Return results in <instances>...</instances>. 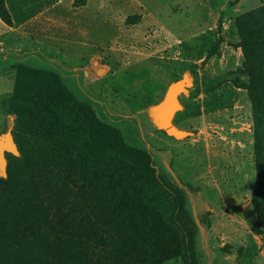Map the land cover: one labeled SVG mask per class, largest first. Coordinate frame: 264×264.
Segmentation results:
<instances>
[{
	"label": "rangeland",
	"instance_id": "obj_1",
	"mask_svg": "<svg viewBox=\"0 0 264 264\" xmlns=\"http://www.w3.org/2000/svg\"><path fill=\"white\" fill-rule=\"evenodd\" d=\"M101 3L106 8L99 11L92 6L91 17L79 19L70 10L63 20L70 33L78 26L80 30L89 31L87 42L98 46L96 51L103 58L102 64L108 65L111 71L105 78V72L98 74L103 78L99 81L86 78L82 72L75 73L79 79L76 75L68 77L67 73L61 79L79 101L94 108L100 120L117 128L129 145L147 150L160 174L185 182L186 176L180 174L176 166L179 163L191 178L187 182L192 186L199 185L196 176L205 174L206 160L201 154L195 155L196 151L177 142H172L174 149L166 147L168 138L155 132L147 108L170 81L188 74L192 80V74L197 71L198 65L175 62L174 57H179L177 51L183 60H203L219 35L223 42L218 58L222 61L212 66V72L220 74L232 70L229 73L231 84L236 86L235 81H238L249 88L248 77L238 73L240 65L247 60L245 67L253 69L252 79L262 77V84L256 86V95L251 100L248 91L247 96L238 92L233 104L216 114L221 116L206 112L199 118L189 105L176 115L172 124L175 121L179 127L193 130L199 119L202 126L208 122L221 126L239 122L251 130L253 138L261 135L264 139V116L258 113H264V0H101ZM110 8H117L118 14L115 16L113 11L109 14ZM245 12L249 14L243 16ZM248 37L254 47L249 45ZM69 39L82 41L77 33L69 35ZM128 44L136 46L134 51L115 52ZM65 45L77 57L83 53L79 45ZM162 46H166V53H157ZM154 54H157L155 58H149ZM5 64L0 56V73ZM49 66L39 68L56 72ZM95 66L98 68L97 64ZM4 79H0V95L13 90L14 81ZM219 80L220 77L209 85ZM185 81L191 82L188 77ZM183 85L184 82L179 84L181 88ZM216 95L207 94L209 104L215 103ZM227 96L220 101L223 105L232 98L230 91ZM182 101L185 103L184 99ZM5 106L0 99V129L6 119ZM244 153L248 162L237 152L231 157V172L236 173L235 169L240 168L247 179L239 174L235 180H245L247 189L252 183L254 190L255 168L252 175L249 164L251 161L255 166L253 145H248ZM241 161L245 164L241 165ZM0 175L4 177L1 169ZM35 177L39 196L0 191V264H139L124 255L119 248L125 242L119 225L109 218L72 171L38 168ZM246 194L242 203L249 198V192ZM51 199L58 200L64 214L63 223L56 227L48 212ZM33 225L36 228L31 233ZM71 255L73 260L69 258Z\"/></svg>",
	"mask_w": 264,
	"mask_h": 264
},
{
	"label": "trees",
	"instance_id": "obj_2",
	"mask_svg": "<svg viewBox=\"0 0 264 264\" xmlns=\"http://www.w3.org/2000/svg\"><path fill=\"white\" fill-rule=\"evenodd\" d=\"M0 19L7 26L13 25L5 0H0ZM248 39L254 47L251 37ZM222 42L219 35L199 68L218 54ZM246 62L238 73L248 77L250 87L235 83L248 91L251 100L262 77L252 79L253 69H247ZM14 69L12 92L0 96L6 105L0 135L12 134L19 156L5 154L7 178H0V191L39 196L36 169L72 171L119 225L125 241L119 248L124 255L139 264H200L199 226L183 185L160 174L147 150L129 145L117 128L100 120L94 108L79 101L57 72L23 63ZM263 142L261 135L254 136L251 204L257 214L252 228L257 232L264 230ZM49 211L54 227L63 223L58 200L49 201ZM30 228L33 233L36 226Z\"/></svg>",
	"mask_w": 264,
	"mask_h": 264
},
{
	"label": "crops",
	"instance_id": "obj_3",
	"mask_svg": "<svg viewBox=\"0 0 264 264\" xmlns=\"http://www.w3.org/2000/svg\"><path fill=\"white\" fill-rule=\"evenodd\" d=\"M96 1L97 3L95 0H5L13 25L11 27L7 26L0 19V56L3 62L7 63L4 71L0 73V79L5 78L4 81H14V66L19 63L36 68L41 67V65H45V67L50 65L49 67L55 68L61 78L63 76L65 78L66 74L64 73H67L69 74L68 77L73 78L76 75L77 79H79V75L75 73L80 72L93 81L105 78L111 68L106 64H102L103 58L99 51H96L99 49L97 48L98 46L87 42L86 37L89 35V31L84 28L80 30L79 28L81 27L78 26L70 33L63 20L70 10L79 19L82 17L85 19L88 16L91 17L90 14H93V8L99 11L106 8L103 7L101 0ZM112 11L115 16L118 14L117 8L115 10L110 8L109 14H112ZM73 33H77L82 38V41L70 40L69 35ZM65 44L79 45L83 48V53L77 57L70 52ZM128 46L130 47L128 48ZM134 48L136 46L128 44L116 49L115 52H118V50L130 52L134 51ZM165 49L166 46L158 47L156 52L166 53ZM177 52L179 57H174L175 62L198 65L197 71L192 74L194 75L192 80L188 74L179 80L170 81L163 91H159L153 97L147 109L148 117L155 132H164V134H158L168 138L165 141L166 147L174 149L172 142H177L183 147H190L191 150L196 151L195 155L201 154V157L206 160L205 174L196 176V180L199 183L197 186H192L187 182L191 178L185 174V170L180 167L179 163L176 164L178 172L186 176L185 182L176 178L187 191L192 213L199 226L197 251L200 264H264V230L257 232L252 228L257 218V214L251 204L253 184L251 183L249 189H247L246 184H244L245 180L243 181L242 178H239V181L235 180L237 176L239 177V174L247 179V174L240 173V168L237 166L235 169L236 173L231 172L233 168L231 157H235L236 152L241 158L247 160L244 151L248 148V145H253L254 143L251 130L239 122L238 125L240 124V127L236 125L237 123L221 126L209 122L206 126L203 123L202 126L199 119L193 130L191 128H181L175 122L176 115L189 105L192 110L195 109L199 118L202 115H206V112L208 115L221 116L216 114L220 113L224 108L230 107L235 101V97L240 94L238 92H243L246 96L247 92L231 84L230 79L232 80V77L229 78V73L232 70L224 71L220 74L212 72V66L214 64L218 65L222 61L218 58L219 53L210 58L203 68H199L202 59L183 60L180 58V51ZM151 56L149 58H155L157 54ZM158 56L164 60V57ZM95 64H97L98 68H96ZM104 72V77L100 78L98 74ZM197 72L199 73L197 74ZM231 74L234 75L233 73ZM184 77H188L191 82L187 83L183 94L175 97L176 102L178 103L179 101L181 110L176 112L173 117V120H175L173 125L176 131L185 134L184 137L179 138L157 127L153 120V110L165 100L170 85L181 81ZM219 77L220 80L218 82L211 86L209 85L210 81H214ZM223 87H225V90H222ZM229 91L232 94V98L223 105L220 101L228 97ZM209 92L217 94L214 100L215 103L212 105L209 104L207 98ZM2 95L6 94H1L0 96ZM171 98L166 101L167 104ZM183 99L185 103L182 101ZM188 133L189 135H186ZM174 154L177 156L176 151ZM165 163L167 164L166 161ZM240 163H242L241 165L245 164L243 161ZM249 164L250 172L254 175V164L251 161ZM173 174L175 175L174 172ZM198 177L200 180L197 179ZM247 192H249V198L246 203H242L243 195L247 196ZM248 213H250L249 216H247ZM199 244L201 246L200 249Z\"/></svg>",
	"mask_w": 264,
	"mask_h": 264
},
{
	"label": "water",
	"instance_id": "obj_4",
	"mask_svg": "<svg viewBox=\"0 0 264 264\" xmlns=\"http://www.w3.org/2000/svg\"><path fill=\"white\" fill-rule=\"evenodd\" d=\"M185 80H186V77H184L181 81H178L177 83L171 84L170 87L167 90L165 100L158 107H156L153 110V120H154V123L157 125V127H159L160 130H163V131L167 132L170 135L173 134L176 137H178L179 136L178 133H181V132H178V133H176L177 131L175 132L176 129H175L174 125L172 124V120H173L174 114L181 110L179 101L177 103L178 106H177V108H175L173 110L171 119L169 121L165 122V121L158 120L157 119V114H158V112H160V111H162V110L167 108V102L166 101L170 97H172L174 95H176V96L177 95H181V94L184 93L185 86L187 85V82ZM182 82H184V87L182 88V90L179 91L178 93L175 92L174 86L179 84V83H182ZM7 136L10 138L11 148L7 149L6 147H4V148H2V150H0V169H1V172L3 173V176H4V177H2L0 175V178H6L7 177V174H6L7 173V160H6L5 154L6 153H10V154H12L14 156H17V157L19 156V152H18L17 146H16V144L14 142V139L12 137V134L10 132H7L4 135H0V140L3 139V137H7Z\"/></svg>",
	"mask_w": 264,
	"mask_h": 264
},
{
	"label": "bare ground",
	"instance_id": "obj_5",
	"mask_svg": "<svg viewBox=\"0 0 264 264\" xmlns=\"http://www.w3.org/2000/svg\"><path fill=\"white\" fill-rule=\"evenodd\" d=\"M175 92H178L181 90V87L178 85L175 86L174 88ZM176 95L172 96V98L168 101V104H167V109L165 111H160L158 112L157 114V118L158 119H163V121L167 122L171 119V116H172V112L175 108H177V102H176ZM176 132V130H175ZM178 133V132H176ZM179 134V138L181 137H184L185 134H181V133H178ZM181 135V136H180ZM6 147L7 149H10L11 148V143H10V138L9 137H6V138H3L0 140V150H2V148Z\"/></svg>",
	"mask_w": 264,
	"mask_h": 264
}]
</instances>
